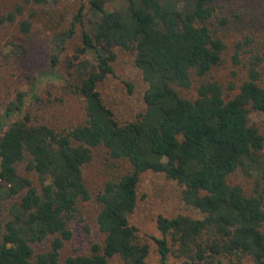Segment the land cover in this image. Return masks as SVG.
Masks as SVG:
<instances>
[{
    "label": "trees",
    "instance_id": "16d2710c",
    "mask_svg": "<svg viewBox=\"0 0 264 264\" xmlns=\"http://www.w3.org/2000/svg\"><path fill=\"white\" fill-rule=\"evenodd\" d=\"M113 2L90 0L94 19L88 26L82 22L81 4L52 55L55 66L78 26L77 53L90 54L92 60L68 62L67 69L82 102L83 121L56 131L25 116L0 132V212L5 199H16L11 218L0 220V264H110L115 256L124 264H146L148 246L128 217L136 208L140 175L147 171L175 181L183 204L201 215L157 216L158 264H167L170 255L183 264H222L220 258L264 264V160L256 157L264 149V137L247 121L249 110L264 113L261 59L252 56L243 63L245 43L236 44L231 60L246 76L237 87H229L236 90L233 96L225 94L217 82L201 81L220 65L226 48L209 29L216 0H123L109 10ZM17 10L7 18L13 21V14L21 12ZM20 29L28 33V22H21ZM114 47L134 53L147 84L145 111L124 124L115 120L97 90L112 75ZM191 87L194 98L180 94ZM23 100L19 94L18 104L8 112L19 111ZM97 147L113 160H126L130 169L105 181L95 197L102 243L92 245L87 255L62 259L78 204L90 200L82 169ZM20 164L36 176L37 185L18 174ZM239 168L257 172L256 196L227 184ZM40 245L45 247L36 251Z\"/></svg>",
    "mask_w": 264,
    "mask_h": 264
},
{
    "label": "rangeland",
    "instance_id": "374dc122",
    "mask_svg": "<svg viewBox=\"0 0 264 264\" xmlns=\"http://www.w3.org/2000/svg\"><path fill=\"white\" fill-rule=\"evenodd\" d=\"M90 0H46L35 3L33 0H0V132L11 123L25 116L33 124H45L56 131L70 130L84 119L82 102L75 93L73 79L67 69L68 62L87 59L91 55H78L81 47V33L74 26V34L65 41L58 64L51 63L56 41L64 37L72 26L78 8L84 5L82 22L88 26L93 20L89 8ZM123 0H114L108 4L109 10L115 9ZM14 20L7 15L11 12ZM16 8V10H15ZM215 19L209 24L213 35L226 46L220 65L213 68L201 81L217 82L225 94L233 96L236 90L229 91L230 86L237 87L246 76L241 66L232 63L231 56L236 44H244L241 52L242 62L252 56L261 59L259 69L264 76V0H216L214 4ZM225 24L220 25L219 20ZM29 24L28 33L21 32L20 24ZM113 53L112 75H108L98 84L97 90L103 103L112 112L115 120L124 124L134 121L145 111L144 93L147 84L134 64V53L120 47L111 49ZM19 94L24 95L21 109L8 112L18 104ZM180 94L187 98L195 97L191 87ZM8 115V116H7ZM248 125L256 128L264 137V113L249 110ZM257 159L264 160V149L256 153ZM20 164L17 172L37 185V178L24 170ZM260 167V166H259ZM126 160H113L103 147L92 149V160L82 169L83 181L90 193V200L78 204V218L71 223L72 238L61 251V258L87 255L94 244H101L102 234L96 225L99 206L95 200L105 181L117 178L129 171ZM255 169H237L227 177L229 186H240L246 196H256ZM181 187L161 173L147 171L140 175L138 183V200L134 212L129 215L131 226L137 230L141 243L148 246L146 264H158L159 255L154 239L161 238L156 227V218L188 216L200 219L201 215L186 207L180 199ZM15 198L4 200L0 212L2 223L11 218V205ZM264 236V224L261 227ZM45 245L35 247L41 251ZM222 264H253L245 258L240 262L220 258ZM110 264H124L119 257H113ZM167 264H183L181 259L170 255Z\"/></svg>",
    "mask_w": 264,
    "mask_h": 264
}]
</instances>
